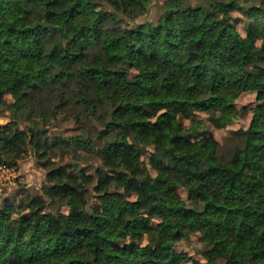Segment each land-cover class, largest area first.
<instances>
[{
    "label": "trees",
    "instance_id": "trees-1",
    "mask_svg": "<svg viewBox=\"0 0 264 264\" xmlns=\"http://www.w3.org/2000/svg\"><path fill=\"white\" fill-rule=\"evenodd\" d=\"M150 4L0 0V165L27 149L99 162L3 202L0 264H182L193 237L191 264H264V0H163L137 22ZM247 92L222 152L207 125ZM67 120L75 136L51 131Z\"/></svg>",
    "mask_w": 264,
    "mask_h": 264
},
{
    "label": "rangeland",
    "instance_id": "rangeland-1",
    "mask_svg": "<svg viewBox=\"0 0 264 264\" xmlns=\"http://www.w3.org/2000/svg\"><path fill=\"white\" fill-rule=\"evenodd\" d=\"M162 5L163 0H151L147 12L138 17L136 21H156ZM233 15L239 17L237 13ZM243 26L242 23L237 25V29L241 33H243ZM255 105V93H243L235 101L234 105L224 110L225 114L231 120L226 127L215 128L211 125H207L214 138L221 144L222 152H227L231 148V144L228 140L231 131L248 127ZM260 106L262 108L263 104ZM198 116L204 119V121L208 118V114L204 112H199ZM5 122V119H0L1 125ZM51 131L65 138H70V136H75L78 133L72 120L57 123L51 128ZM57 151V149H53L46 155L41 156V153L36 154L31 149H27L19 159L14 160L13 167L0 165V206L7 199H10L11 204H18L20 200L25 199L27 196H41L42 186L47 183V172L58 164L71 162L79 168H85L88 173H91L93 168L99 165V162L92 153L82 151L73 154L69 152L62 157ZM40 152H42V150H40ZM144 160L147 162V158ZM151 173L154 175L153 170H151ZM180 195L184 199H187L184 190H180ZM56 206H58V204H56ZM157 222L159 221H155L156 224H158ZM199 245L201 244L198 242L197 238L193 237L190 245L181 243L177 246V251L183 252L186 256L182 264H191L192 259L196 256L194 254V248Z\"/></svg>",
    "mask_w": 264,
    "mask_h": 264
}]
</instances>
